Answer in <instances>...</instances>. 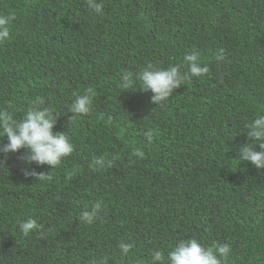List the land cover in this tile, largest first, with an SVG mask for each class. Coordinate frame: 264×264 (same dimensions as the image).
<instances>
[{
  "label": "trees",
  "instance_id": "obj_1",
  "mask_svg": "<svg viewBox=\"0 0 264 264\" xmlns=\"http://www.w3.org/2000/svg\"><path fill=\"white\" fill-rule=\"evenodd\" d=\"M96 2L102 15L86 0H0V16L17 17L0 44V112L20 120L43 97L75 148L54 170L26 165L23 151L0 154V264H151L190 239L228 245L223 264H264V170L239 155L247 125L264 118V0ZM192 54L209 74L163 107L139 91L148 65L168 70ZM125 72L135 88L122 87ZM88 88L91 114L73 120ZM26 169L53 178L26 179ZM98 202L101 219L81 223ZM29 219L43 233L25 238ZM121 243L135 245L127 257Z\"/></svg>",
  "mask_w": 264,
  "mask_h": 264
},
{
  "label": "clouds",
  "instance_id": "obj_2",
  "mask_svg": "<svg viewBox=\"0 0 264 264\" xmlns=\"http://www.w3.org/2000/svg\"><path fill=\"white\" fill-rule=\"evenodd\" d=\"M86 3L97 15L103 14V5L98 4L96 0H86ZM16 19L15 14L0 16V44L11 39V25ZM224 59L223 55L217 57L218 61ZM182 68H185L186 71L182 72ZM209 72L210 68L200 66L199 57L196 54L187 55L183 65L173 66L168 70L156 69L150 64L138 77L139 91L144 94L151 93V103L163 107L177 89L191 83L193 78L206 76ZM122 87L125 89L136 87V80L132 73H123ZM95 97L96 92L93 88H88L83 95L78 96L70 108L73 114L72 119L89 116ZM44 105L43 97L36 98L34 102H30L26 115L20 120L14 119L7 111L0 112V131L3 133L2 138L6 136L8 140L6 145L0 143V154L8 157L23 151L25 155L20 159L26 165H36L41 168L48 166L54 170L62 165L64 159L74 153L75 148L68 133L60 134L54 131L58 118L51 108H45ZM247 129L249 143L240 148V160L250 163L258 170H264V118H257L253 123L247 125ZM155 135L154 131L146 133L149 143L154 142ZM257 147L260 151L256 150ZM132 155L140 159L146 158L141 150L134 151ZM118 159L119 156H114L111 160L106 157L96 158L92 161L91 169L92 171L110 169ZM23 175L26 179L34 178L38 182L51 181L53 178L50 174L27 169ZM71 178V176L68 177L69 180ZM102 211V203H95L90 211L86 209L81 214V223L91 226L101 219ZM20 229L25 238L34 232L43 233V228L32 219L22 223ZM37 238L45 239L46 237L41 235ZM134 247V244L121 243L119 245L124 257H127ZM231 251L232 249L228 245L218 244L215 247H204L198 240L190 239L179 243L175 250L169 254L167 260L162 252H153L151 264H223ZM100 264H108V258H103Z\"/></svg>",
  "mask_w": 264,
  "mask_h": 264
}]
</instances>
